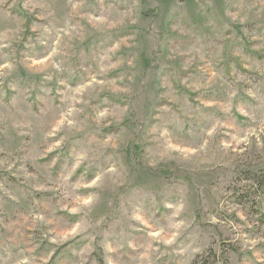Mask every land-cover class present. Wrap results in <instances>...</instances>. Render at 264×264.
<instances>
[{
	"label": "rangeland",
	"instance_id": "374dc122",
	"mask_svg": "<svg viewBox=\"0 0 264 264\" xmlns=\"http://www.w3.org/2000/svg\"><path fill=\"white\" fill-rule=\"evenodd\" d=\"M0 264H264V0H0Z\"/></svg>",
	"mask_w": 264,
	"mask_h": 264
}]
</instances>
